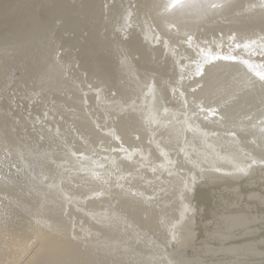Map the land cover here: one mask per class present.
<instances>
[{
	"label": "bare ground",
	"instance_id": "bare-ground-1",
	"mask_svg": "<svg viewBox=\"0 0 264 264\" xmlns=\"http://www.w3.org/2000/svg\"><path fill=\"white\" fill-rule=\"evenodd\" d=\"M160 1L0 0V264H264V0Z\"/></svg>",
	"mask_w": 264,
	"mask_h": 264
},
{
	"label": "rangeland",
	"instance_id": "rangeland-1",
	"mask_svg": "<svg viewBox=\"0 0 264 264\" xmlns=\"http://www.w3.org/2000/svg\"><path fill=\"white\" fill-rule=\"evenodd\" d=\"M170 1V0H169ZM175 3V2H174ZM176 5H178V6H175L174 7V5L173 4H171L170 2H168V0H161L160 2H159V4H158V6H157V11H159L160 9H161V7L162 6H164V8H166V5H168V6H170V5H172V7H174V8H172V9H174L173 10V12L175 11V8L176 7H178L177 9H176V12H174V14L176 13H181L179 10V8H181L180 6H181V4L179 5V4H177V2L175 3ZM167 6V7H168ZM163 7H162V11H161V17L163 18V20H165V21H167V20H169L170 18H172L174 15H172V9L171 8H169V9H171V12H170V10L167 8V10L166 9H164ZM182 9V8H181ZM163 10H166V11H163ZM169 10V11H168ZM168 11V12H167ZM193 11H195V10H193ZM192 10H190V13H192L193 12ZM205 10L204 9H202L201 11H200V9H197V11H195V12H193L192 14H187V16H186V14L184 15V17H183V15H182V18H180V19H178V22H180V23H184V24H190L192 21H194L202 12H204ZM160 12V11H159ZM186 12H189V10L188 11H186ZM186 12H184V13H186ZM165 13V14H164ZM168 13V14H167ZM236 67V66H235Z\"/></svg>",
	"mask_w": 264,
	"mask_h": 264
}]
</instances>
